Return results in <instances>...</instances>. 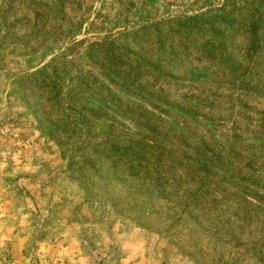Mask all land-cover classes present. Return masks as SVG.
Instances as JSON below:
<instances>
[{"label":"rangeland","instance_id":"1","mask_svg":"<svg viewBox=\"0 0 264 264\" xmlns=\"http://www.w3.org/2000/svg\"><path fill=\"white\" fill-rule=\"evenodd\" d=\"M249 8L264 13V0H0V264H264V50L237 69L226 51H205L210 19L186 46L164 31L172 19ZM228 31L239 60L249 26ZM164 45L186 49L184 66L209 77L191 84L177 70L151 71ZM111 65L141 88L87 80ZM40 69L64 80L61 92L79 71V101L62 107L31 92ZM89 104L100 110L87 113L95 144L126 145L153 127L161 177L125 162L117 170L137 185L161 178L160 191L116 187L72 149L82 133H55L53 121ZM201 150L219 160L210 175L221 189L200 185L189 158Z\"/></svg>","mask_w":264,"mask_h":264},{"label":"trees","instance_id":"2","mask_svg":"<svg viewBox=\"0 0 264 264\" xmlns=\"http://www.w3.org/2000/svg\"><path fill=\"white\" fill-rule=\"evenodd\" d=\"M221 11V12H219ZM248 14H245L243 12H240L239 14L235 15V11L229 14L228 17L224 16L222 14V10H217L212 13L210 17H207L202 14H198L196 16H190V17H184V18H176L167 21L164 23L165 27L168 30L166 31H173V33H179L181 35L185 36V42L182 46H186L188 44L187 39L191 34H194L197 32V25L200 24L198 21L200 19L208 20L210 19L211 22H213V27L211 28V36L208 37L205 44V51H209L208 49H211L213 52L214 50L221 49L226 51V57L229 58V60L232 61V63L236 66L237 69L241 68V65L249 64L247 62V58L249 57H255L256 60L259 59V55L264 50V45L261 44V38H259V28L262 25V19L264 13H259V9L257 8H249L247 10ZM219 22V23H216ZM217 25H221L223 29H218ZM242 25H248L249 26V35L250 40L247 48L245 49V55L241 56L239 60H235L236 55L234 54L233 50L236 51V47L228 44V36L230 29L232 30H239ZM198 30H204L202 26H199ZM147 29H150L151 27L146 26ZM145 28V29H146ZM181 47V46H180ZM207 47V48H206ZM211 47V48H210ZM92 49L94 46L91 47ZM228 49H231L228 53ZM186 49L180 50L179 48H171L167 47L166 45L161 46V53L159 57H153L150 56V69L151 71H157L158 73L175 77L174 71L177 70V73L179 74L178 78H184L188 79L191 84H197L203 82L204 78L209 77V74H207L205 71L198 70L195 67H187L184 66V60H181L180 54L186 53ZM153 54V53H152ZM206 54V53H204ZM231 56L234 58L232 59ZM255 60V61H256ZM246 63V64H245ZM183 66V67H182ZM149 70V68H147ZM150 71V72H151ZM45 74L43 77L38 78L37 83L33 84V88L31 92H35V89H38L39 91H42V96L46 98V100H50L52 98L56 99V101L61 102L62 101V107L67 103L69 105L70 101L72 103H76V100L79 101L77 98H75V93L77 90L80 89V85L76 84L78 82H81L83 80L80 77V73L78 71V75L75 77L78 79L77 82H71L69 86H66V91L61 92V90L58 87V80L64 81L63 79H60L59 75L56 76L55 80H53V75L46 73L45 69H40L38 72H35V74ZM118 68L114 65H111L109 67H105L101 70V73H99V76H95L92 73H89L88 79H91L92 76L94 80L96 79V82L100 84V81H105L103 78H105L109 83H115L117 86H120L121 88H125L124 90H130L133 85L136 87L141 88V84L136 85L138 82L134 81V78L121 76ZM126 76V75H125ZM124 79V80H123ZM119 80H122L121 82H118ZM54 81L55 87H50V84ZM106 82V81H105ZM117 82V83H116ZM88 83V82H87ZM57 86V87H56ZM99 86L92 87V90L95 93V90H99ZM101 105H104L106 108H110L111 104L109 100L102 99L100 101ZM103 103V104H102ZM89 106V107H88ZM88 106H82L81 109L73 108V114L76 116L75 120L72 118V114L68 113L66 117L64 118H57L56 121H53V125L55 127V133L59 129H61V133H64V135H67L69 133V126H73V132L77 133L80 132L83 134V137L79 141V145L76 143V145L72 148L75 149L76 152L80 153L82 157H85L84 163L87 165L92 166L94 170H96V173L99 177L106 176L107 178L111 177V184L117 186H128V187H135V189L141 190L145 189L146 191H153L155 192L160 191L162 189L161 187V178L154 179L153 182H147V180H141L139 182L140 184H135L134 179H136L134 176L132 178H129L123 174H120L117 170L118 163L119 162H125L129 163L130 166H134L133 169H144L148 172V174L153 175H159L161 170V163L163 159L164 150L163 148H160L159 145L151 144V142H147L148 137H154L152 134L148 133H154L155 130L151 129L152 126H148L147 130L148 133H145V136H142L140 138H133L129 140V142L124 145L120 140L114 139V138H106V141L100 142V143H93V138L91 137L92 130H91V119L90 116L87 114L88 112H93L94 110L100 111L98 108V105L96 104H89ZM100 106V104H99ZM66 110V109H64ZM99 121H102L103 118L99 117ZM50 133H52V130H50ZM59 135V134H58ZM60 136V135H59ZM72 138V136H71ZM155 140V138H154ZM155 143V142H153ZM78 146V147H76ZM155 158V160H153ZM191 162V166L196 169H194V172L197 171V176H199L200 180L199 183L201 186H207L209 187L208 190L210 191H216V189H221L220 185L218 186H211V179L212 176L210 175L211 171H213L215 168L218 170V173H221L220 164H218L219 160L216 158V156H210L208 152L205 150H201L197 153L196 156L189 158ZM151 165H154V168L151 170ZM192 173V175L194 174ZM99 173V174H98ZM217 180L222 178V176H219L221 174H217ZM156 177H161L156 176ZM113 179V180H112ZM160 181V182H159ZM242 180H237L235 184H241ZM243 185V184H242ZM143 191V190H142ZM198 202V201H197ZM194 203L196 201L194 200Z\"/></svg>","mask_w":264,"mask_h":264}]
</instances>
